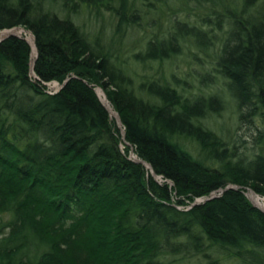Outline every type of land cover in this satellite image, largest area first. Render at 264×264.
I'll return each mask as SVG.
<instances>
[{"label": "trees", "instance_id": "1", "mask_svg": "<svg viewBox=\"0 0 264 264\" xmlns=\"http://www.w3.org/2000/svg\"><path fill=\"white\" fill-rule=\"evenodd\" d=\"M199 1L213 16L154 21L137 47L156 0H0V31L37 46L32 69L24 36L0 39V264H264V211L245 194L264 197V126L230 142L207 121L226 102L217 78L187 92L150 71L194 45L237 117L264 120V0ZM83 10L116 23L86 28Z\"/></svg>", "mask_w": 264, "mask_h": 264}, {"label": "rangeland", "instance_id": "2", "mask_svg": "<svg viewBox=\"0 0 264 264\" xmlns=\"http://www.w3.org/2000/svg\"><path fill=\"white\" fill-rule=\"evenodd\" d=\"M232 1L229 0L231 9H233ZM157 3L160 4L161 1L156 0L155 4L157 5ZM168 3L172 5L168 6L167 4L163 2L161 3L165 5L166 7L164 15H159L157 11V13L154 14L155 20L141 19L142 20L141 25L137 27V30L136 29L134 30L135 33L132 37H130L131 39L128 42H130L131 44H135L134 46L140 47L142 43L144 42L143 38L145 36L152 34L153 32H158V28L153 26L154 21L158 22L159 20L161 22V25L165 24L170 19H174V18H181V19L188 18L192 21L199 22L200 19H202V16L206 15L207 13L213 16V12H214L211 10V7L209 6V4L203 1L200 2L199 0H189L188 5H179L178 0H177L176 5L175 4L173 5L172 1H168ZM115 19L116 17L110 14L109 11H106V12L104 11V13L98 14L96 12L92 13V12L83 10L81 11L80 14H78L79 22L85 24L86 28L92 27V25H94L95 23V27H94L95 29L97 28L103 29V30H106V32H109L112 26L116 23ZM164 26L165 25H163L161 29ZM20 28L25 29L23 28V26L22 27L16 26L15 28L6 29V30H11L12 32L18 33L21 36H25L22 32L20 33ZM6 30L4 29V30H1L0 32L6 31ZM184 50H185L184 52L180 53L177 56H174L173 58H170L169 60H166L165 62L154 61L152 66L150 67L151 68L150 71L154 74L156 73L155 74L156 76L158 75L161 76L162 74L165 77H168L169 79L171 78L170 77L171 73L174 71L175 72L174 74L180 78L179 80V82L181 83L180 87L183 86L184 88H186L187 92L188 91L198 92L201 90L202 92L205 91L207 93V91L209 92L212 88L209 85L210 84L209 82L211 81L212 78H217L218 82L215 83V88L217 89L219 88L222 91V94L226 102H225L224 107L221 109V113L209 116L207 121L211 124L210 126L214 130L222 134L223 138L225 139L228 138L230 142H232L233 140L236 141L237 138H239L238 135L245 136V134H248V133L253 135L254 133L258 132L257 131L258 128H263L264 120H262L261 117H256L254 121H251L250 119H247V118L239 119L237 117L238 114L235 111V108L233 105L234 100H232L226 94L227 90H225L223 86V80H221L219 76H215L216 73L214 69H212L211 67L210 62L213 60L209 58L207 59L206 58L207 56L203 55L202 50L197 49L194 45L188 44L185 46ZM135 68L137 69V72L142 74V76L146 72V67L144 68L142 64H139V67L135 65ZM49 85H50L49 88L52 90H55V87L59 86L55 82L54 83L52 82ZM98 90H101V89L97 88V95L100 98H102ZM110 106H108V108L110 110V113L112 114L111 117H115V114H116L115 110L113 109L112 106L111 107ZM187 145H188V148L192 149L193 151L196 150L195 149L196 146L194 145V143L187 141ZM130 153H133V152H130ZM156 178H159V176ZM246 193L250 196L248 189H246ZM250 198L252 199V196H250Z\"/></svg>", "mask_w": 264, "mask_h": 264}, {"label": "water", "instance_id": "3", "mask_svg": "<svg viewBox=\"0 0 264 264\" xmlns=\"http://www.w3.org/2000/svg\"><path fill=\"white\" fill-rule=\"evenodd\" d=\"M12 34H15V35H19V36H21L20 34H18V33H15V32H9L8 34H6V35H4L2 38H0V39H3V38H5L6 36H8V35H12ZM25 37V39L28 41V39H27V37L26 36H24ZM35 37V36H34ZM34 37H33V43H34V46H35V42H34ZM29 42V41H28ZM29 44L31 45V43L29 42ZM32 47V46H31ZM36 48H37V46H35ZM36 48H35V54H34V56L32 57V59H31V61H30V66H31V68H32V66H33V63H34V60L36 59V54H37V50H36ZM66 79V78H65ZM63 82H65V80L63 81ZM62 85V83L59 85V86H61ZM95 91H96V93H97V90H96V88H95ZM100 100H101V98H100ZM101 102L105 105V103L101 100ZM105 107H107L108 108V106H106L105 105ZM108 110H109V108H108ZM109 112H110V110H109ZM115 117H116V123H117V126L118 127H120L121 129V134H122V137H124V127H122L121 126V120H120V116H118V113L115 111ZM110 115L112 116V114L110 113ZM130 157L131 158H134L135 159V161H139V162H142V163H144L147 167H150V164L148 163V162H146V161H144L143 159H141V158H138L136 155H134L133 153H130ZM153 174L154 175H156L154 172H153ZM228 187H235V188H237V187H240V185H236V184H228L227 185V187H225V188H228ZM225 188H222L221 190H224ZM246 189H248V188H246ZM245 194L246 195H248L247 193H246V191H245ZM217 195V193L216 192H211L209 195H206V196H204V197H202L201 199H198V200H196L195 202H193L192 204H194V203H199V202H203V201H205V200H207V199H209V198H213L214 196H216ZM248 198L251 200V202L254 204V205H257V204H255L254 202H253V200L250 198V196L248 195ZM260 209H262L261 208V206H259V205H257ZM263 211H264V209H262Z\"/></svg>", "mask_w": 264, "mask_h": 264}, {"label": "bare ground", "instance_id": "4", "mask_svg": "<svg viewBox=\"0 0 264 264\" xmlns=\"http://www.w3.org/2000/svg\"><path fill=\"white\" fill-rule=\"evenodd\" d=\"M11 30H6V31H3V32H0V38H2L4 35H6V34H8L9 32H10ZM12 32V31H11ZM23 33L26 37H27V39H28V41L31 43V45H32V57L34 56V54H35V46H34V43H33V37L34 36H32L33 34H32V32L30 31V30H25V29H21L20 28V33ZM6 38V37H5ZM4 39V38H3ZM33 69V68H32ZM55 83H57L58 85H60L61 83H59V82H57V81H54ZM53 82V83H54ZM52 83V82H51ZM50 83H48V87L47 88H49L50 87V85H49ZM60 87L61 86H57V87H55V90L57 91L58 89H60ZM56 88H58V89H56ZM95 88H96V90H97V88H99V89H101V90H98L99 91V94H100V96L102 97L101 99L108 105V106H110L111 104L109 103V101H108V99H107V96H105V94H104V92H103V90H102V88L101 87H98V86H95ZM49 90L50 91H54L55 92V90H52V89H50L49 88ZM105 104V105H106ZM106 105V106H107ZM111 107V106H110ZM144 164V163H143ZM145 165V164H144ZM146 166V165H145ZM147 167V166H146ZM148 168H151V166L150 167H148ZM151 170H152V168H151ZM152 172H154L153 170H152ZM155 173V172H154ZM156 174V173H155ZM156 177H158L159 175H155ZM248 190H249V194H250V196H252V199L254 200V203L255 204H257V205H259V206H261V208L262 209H264V197H262V196H259V195H256L257 193L253 190V189H251V188H248ZM199 199H201V198H199ZM198 200V199H197Z\"/></svg>", "mask_w": 264, "mask_h": 264}]
</instances>
